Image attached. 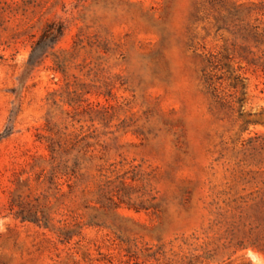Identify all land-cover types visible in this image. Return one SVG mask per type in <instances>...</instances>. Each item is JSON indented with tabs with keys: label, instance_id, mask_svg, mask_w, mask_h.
<instances>
[{
	"label": "rangeland",
	"instance_id": "374dc122",
	"mask_svg": "<svg viewBox=\"0 0 264 264\" xmlns=\"http://www.w3.org/2000/svg\"><path fill=\"white\" fill-rule=\"evenodd\" d=\"M254 26L264 0H0V264H264L241 249L264 247L240 200L264 167V74L239 56ZM48 138L79 156L74 194L40 178ZM32 207L74 234L17 216Z\"/></svg>",
	"mask_w": 264,
	"mask_h": 264
},
{
	"label": "trees",
	"instance_id": "16d2710c",
	"mask_svg": "<svg viewBox=\"0 0 264 264\" xmlns=\"http://www.w3.org/2000/svg\"><path fill=\"white\" fill-rule=\"evenodd\" d=\"M63 33L64 26L61 23L51 22L45 26L33 46L32 52L27 61L25 74H28L41 62L43 57L46 56L48 50L52 49L54 44L60 40ZM242 37L245 42H251L253 45L246 44L239 46V56L241 60L245 62L248 67L252 68L253 71H260L264 74V31H260L259 26L250 27V29L242 31ZM11 133L12 129L7 127L5 132L0 135V138L7 137ZM252 139H257L258 141V146L253 147L254 154L264 153V135L256 136L248 141H251ZM46 149L48 151V160L46 166L42 167L40 170V178L53 185L56 184V180L62 179L63 183L60 185H66L68 189L67 193L69 195L74 194L85 177V174L81 172L82 167L79 156L73 154L74 148H68L66 143L61 139H46ZM260 164L259 166H261ZM261 177L262 178L259 181L261 185L258 186L253 194H250L251 197H240V200L246 205H248L249 200H251L252 203L249 207L254 211L255 220L264 225V167ZM240 207H242V203L238 204L237 208ZM17 216L23 221H30L39 224L44 228L55 231L58 233V236L63 239H70L74 234L68 226L64 224L58 228L51 225L49 215L43 211L33 209V207L30 209L22 208ZM241 246V249L252 246L264 251V247L260 248L255 245V243H250V245L242 244Z\"/></svg>",
	"mask_w": 264,
	"mask_h": 264
}]
</instances>
